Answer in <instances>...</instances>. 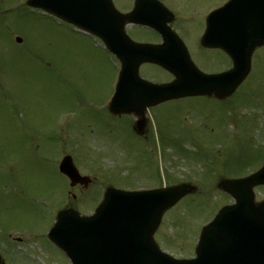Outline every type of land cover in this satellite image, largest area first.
Listing matches in <instances>:
<instances>
[{"label":"rangeland","instance_id":"obj_1","mask_svg":"<svg viewBox=\"0 0 264 264\" xmlns=\"http://www.w3.org/2000/svg\"><path fill=\"white\" fill-rule=\"evenodd\" d=\"M133 1L117 0L122 6ZM185 1H178L173 26L183 29L179 16L186 12L195 32L200 22L196 16L210 0ZM1 12L6 13L0 15V249L4 264L67 263L47 234L68 190L58 160L71 152L80 171L94 179L81 191L72 189L76 197L71 193L64 201L83 214L91 213L102 198L103 188L110 183L107 176L133 186L156 184L158 175H163V184L170 177L194 183L195 194L164 215L158 232L161 245L175 256L193 255L204 221L232 199L216 188L225 175H219L224 173L219 172L221 161L227 154L228 158L235 155L231 146L249 145L252 138L258 146L254 151H264V46L256 51L254 68L240 93L226 99L227 107L205 96L164 101L150 109L149 133L143 138L133 131L129 115L113 116L107 109L117 62L98 38L26 6V0H0ZM185 34L188 37L191 31ZM193 51L203 66L210 65L196 47ZM212 65L218 69L225 63ZM143 70L151 78H172L156 66ZM62 137L66 143L60 148ZM81 142L82 153L75 146ZM256 197L264 198V187L256 188Z\"/></svg>","mask_w":264,"mask_h":264},{"label":"water","instance_id":"obj_2","mask_svg":"<svg viewBox=\"0 0 264 264\" xmlns=\"http://www.w3.org/2000/svg\"><path fill=\"white\" fill-rule=\"evenodd\" d=\"M28 4L43 7L93 30L109 47L118 51V48L112 45L114 36L123 34V25L127 16L119 14L109 1L28 0ZM223 10L226 11L225 13L231 12L228 15L234 16L237 13L241 17L239 23H229L231 27L222 38L218 33L215 38V41L224 40L223 43L235 64L232 71L224 75L204 76L193 74L190 66L180 73L165 57L166 55L172 57L169 52L163 50L158 53L159 49H155L154 52L147 53V56L142 49H139L140 52L134 49L136 53L131 51V59L134 60L136 55L138 56L134 63L136 71L132 70L134 66L131 70L128 67L124 70L117 96L110 105L111 110L118 112L131 110L130 108L134 107L137 108L138 112H136L140 113L145 106L172 97L212 91L218 96L231 94L249 72L253 51L264 44V0H230ZM143 61L162 64L177 73V80L167 86L152 85L140 80L137 67ZM124 67H126L125 63ZM60 168L71 177L73 183L88 184L89 179L79 174L70 157L62 161ZM221 185L231 191L239 202L219 214L214 222L215 229L213 224L206 228L198 247L200 256L192 261L174 260L161 252L155 256L153 247L155 244L150 236L158 225L163 210L188 192L191 189L188 186L169 192L162 191L163 199H160L155 207H153L155 198H151V194H141L143 196L140 198L135 193L108 190L106 199L96 216L80 217L71 209L61 212L59 219L61 218L63 225L61 229L59 227L55 230V238L61 242L73 243L67 250L74 264H210L211 259L221 264L219 257L211 254L210 249L222 254L223 259L228 261L232 257L227 255V251L237 247H240L245 254L241 256L243 261H240V264H264V246L256 247L251 240L253 236L260 235L253 226L256 221L264 223V204L256 208L257 216L248 214L250 204L243 201V193L234 189L232 186L234 184L230 181H222ZM234 217L237 223L233 220ZM239 217H243V220ZM145 228L148 230L146 240L139 235V229ZM213 230L218 232L215 233ZM219 231H223L222 234H218Z\"/></svg>","mask_w":264,"mask_h":264},{"label":"flooded vegetation","instance_id":"obj_3","mask_svg":"<svg viewBox=\"0 0 264 264\" xmlns=\"http://www.w3.org/2000/svg\"><path fill=\"white\" fill-rule=\"evenodd\" d=\"M208 7H210V5ZM179 17H180V21L185 25H182L183 29L176 27L177 30L186 37H187V35L185 34L186 30L191 31V34L194 33L193 27L190 25V22L188 21L187 16H179ZM198 19L200 20V22L197 24L198 26H197L196 31H201L202 29H205V27H206V15L201 16ZM189 37L190 36H188L187 38H189ZM159 38H160L159 35L157 33H155V38L151 39V40L157 41V40H159ZM143 40H146V38H143ZM197 52H198L200 57H203V59L205 60V63H209L211 67H217V66H213L212 64H218V63H221V64L225 63V66H223L222 68L226 67V61H227L226 54L224 52H222L221 50L198 47ZM222 68H218V69H222Z\"/></svg>","mask_w":264,"mask_h":264}]
</instances>
